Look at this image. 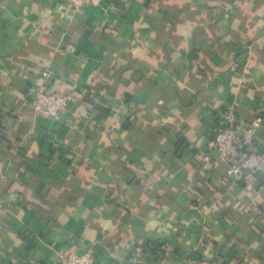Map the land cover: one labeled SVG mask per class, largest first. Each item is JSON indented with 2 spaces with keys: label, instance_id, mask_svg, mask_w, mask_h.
<instances>
[{
  "label": "crops",
  "instance_id": "obj_1",
  "mask_svg": "<svg viewBox=\"0 0 264 264\" xmlns=\"http://www.w3.org/2000/svg\"><path fill=\"white\" fill-rule=\"evenodd\" d=\"M230 106L264 146V0H0V264H264V177L203 158Z\"/></svg>",
  "mask_w": 264,
  "mask_h": 264
},
{
  "label": "built area",
  "instance_id": "obj_2",
  "mask_svg": "<svg viewBox=\"0 0 264 264\" xmlns=\"http://www.w3.org/2000/svg\"><path fill=\"white\" fill-rule=\"evenodd\" d=\"M98 0H64L65 7L80 10ZM44 81L30 95V106L37 115L60 120L73 101L72 94L53 87L54 75L50 69L42 71ZM222 124L214 133V153L204 160L225 162L228 175L238 183L250 185L254 178L264 177V146L258 138L261 121L241 118L235 107L220 111ZM61 264H94V250L81 251L75 244L60 252Z\"/></svg>",
  "mask_w": 264,
  "mask_h": 264
},
{
  "label": "trees",
  "instance_id": "obj_3",
  "mask_svg": "<svg viewBox=\"0 0 264 264\" xmlns=\"http://www.w3.org/2000/svg\"><path fill=\"white\" fill-rule=\"evenodd\" d=\"M242 186H247L246 184H244V183H240Z\"/></svg>",
  "mask_w": 264,
  "mask_h": 264
}]
</instances>
